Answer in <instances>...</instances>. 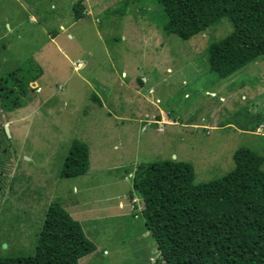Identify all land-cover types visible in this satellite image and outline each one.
I'll use <instances>...</instances> for the list:
<instances>
[{
  "label": "rangeland",
  "instance_id": "obj_1",
  "mask_svg": "<svg viewBox=\"0 0 264 264\" xmlns=\"http://www.w3.org/2000/svg\"><path fill=\"white\" fill-rule=\"evenodd\" d=\"M76 1L0 0V85L33 73L30 60L43 69L23 107L0 99V257L32 255L59 199L95 245L79 264H164L129 196L134 171L171 158L206 181L233 168L238 147L264 157V55L220 77L207 48L227 19L182 40L163 34L152 0H82L74 20ZM73 139L89 170L60 178Z\"/></svg>",
  "mask_w": 264,
  "mask_h": 264
},
{
  "label": "trees",
  "instance_id": "obj_2",
  "mask_svg": "<svg viewBox=\"0 0 264 264\" xmlns=\"http://www.w3.org/2000/svg\"><path fill=\"white\" fill-rule=\"evenodd\" d=\"M163 13V34L182 40L205 33L223 19L231 30L210 41L208 66L227 77L264 55V0H152ZM74 20L84 16L82 0L73 4ZM33 73L0 85L6 111L23 107ZM10 97V99H9ZM6 100V101H5ZM226 174L197 181L194 166L171 158L139 165L132 190L143 205L145 226L151 232L164 264H264V157L241 146L233 152ZM89 170V147L78 139L69 145L60 178ZM95 250L81 223L59 199L50 202L32 255L0 257V264H79Z\"/></svg>",
  "mask_w": 264,
  "mask_h": 264
},
{
  "label": "water",
  "instance_id": "obj_3",
  "mask_svg": "<svg viewBox=\"0 0 264 264\" xmlns=\"http://www.w3.org/2000/svg\"><path fill=\"white\" fill-rule=\"evenodd\" d=\"M5 129H6L7 134L10 135V134H9V129H8V126H7V125L5 126ZM25 159L27 160V159H29V158L25 156ZM4 246H6V245H4Z\"/></svg>",
  "mask_w": 264,
  "mask_h": 264
},
{
  "label": "crops",
  "instance_id": "obj_4",
  "mask_svg": "<svg viewBox=\"0 0 264 264\" xmlns=\"http://www.w3.org/2000/svg\"><path fill=\"white\" fill-rule=\"evenodd\" d=\"M10 125V124H9ZM9 132H10V126H8Z\"/></svg>",
  "mask_w": 264,
  "mask_h": 264
},
{
  "label": "bare ground",
  "instance_id": "obj_5",
  "mask_svg": "<svg viewBox=\"0 0 264 264\" xmlns=\"http://www.w3.org/2000/svg\"><path fill=\"white\" fill-rule=\"evenodd\" d=\"M164 119H165V121H167L165 117H164ZM161 123H162V121H161Z\"/></svg>",
  "mask_w": 264,
  "mask_h": 264
},
{
  "label": "clouds",
  "instance_id": "obj_6",
  "mask_svg": "<svg viewBox=\"0 0 264 264\" xmlns=\"http://www.w3.org/2000/svg\"><path fill=\"white\" fill-rule=\"evenodd\" d=\"M259 129V128H258Z\"/></svg>",
  "mask_w": 264,
  "mask_h": 264
}]
</instances>
